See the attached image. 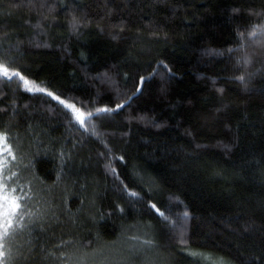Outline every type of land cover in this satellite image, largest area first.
<instances>
[{"label": "trees", "instance_id": "16d2710c", "mask_svg": "<svg viewBox=\"0 0 264 264\" xmlns=\"http://www.w3.org/2000/svg\"><path fill=\"white\" fill-rule=\"evenodd\" d=\"M0 66V264H264V0H0Z\"/></svg>", "mask_w": 264, "mask_h": 264}, {"label": "snow or ice", "instance_id": "6c2138e0", "mask_svg": "<svg viewBox=\"0 0 264 264\" xmlns=\"http://www.w3.org/2000/svg\"><path fill=\"white\" fill-rule=\"evenodd\" d=\"M76 27L75 21L73 22V28ZM252 35H255V32L251 33ZM0 73L3 74L5 78L11 79L12 77H17L19 76V73L13 72L11 76L9 75V70L7 67L0 66ZM20 79L24 80L25 84H28L29 81L24 79L23 77H20ZM239 80L243 81L244 77L241 76L238 78ZM28 90H35V91H40L43 92L44 89L42 88H35L31 89L29 88ZM57 99H59L57 97ZM69 108H72V105H68ZM117 107H122L121 105H117ZM110 111L109 109H100L98 112H107ZM92 113L87 114V118L91 119ZM77 120L81 125L84 124V116L83 114L77 116ZM7 141V136L4 133H0V144L6 145ZM5 150L7 151L8 148L7 146L5 147ZM11 193L13 194L10 196L8 194V186L7 184H0V192H3V195H0V238L7 237L9 235V229L13 227V219L14 217H20L21 219L23 218V206L20 203V201L23 199V197H16L14 194L16 192V189L13 188L10 190ZM131 195L135 196V193H131ZM153 207H155L153 205ZM20 227H23V225H19ZM3 253H0V256H3ZM202 259H205L203 256H201Z\"/></svg>", "mask_w": 264, "mask_h": 264}, {"label": "rangeland", "instance_id": "374dc122", "mask_svg": "<svg viewBox=\"0 0 264 264\" xmlns=\"http://www.w3.org/2000/svg\"><path fill=\"white\" fill-rule=\"evenodd\" d=\"M0 75H2V73H0ZM73 107L71 108L72 111H77L78 109L76 108L75 105L71 104ZM213 264H224L223 262L221 261H215L213 262Z\"/></svg>", "mask_w": 264, "mask_h": 264}]
</instances>
